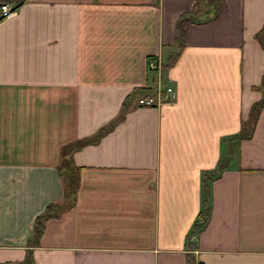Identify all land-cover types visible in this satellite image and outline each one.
I'll list each match as a JSON object with an SVG mask.
<instances>
[{
    "label": "crops",
    "instance_id": "obj_1",
    "mask_svg": "<svg viewBox=\"0 0 264 264\" xmlns=\"http://www.w3.org/2000/svg\"><path fill=\"white\" fill-rule=\"evenodd\" d=\"M1 3L0 264H264V0Z\"/></svg>",
    "mask_w": 264,
    "mask_h": 264
},
{
    "label": "trees",
    "instance_id": "obj_2",
    "mask_svg": "<svg viewBox=\"0 0 264 264\" xmlns=\"http://www.w3.org/2000/svg\"><path fill=\"white\" fill-rule=\"evenodd\" d=\"M209 19L210 18H201V16H199L197 14V12H191V13L183 16V18L180 20V22L178 24L177 42H178L179 46L181 47L183 45V43H185V32H186V27H187L188 24H190L192 22H194V23L203 22V21H207ZM178 52H175L174 54L171 55L170 58L167 59V63L165 64V69L174 62V60L176 59V57L178 55ZM154 90H155V88L150 87V88L143 89L141 91V93L142 94H147V93L154 92ZM125 109H126V106H125ZM125 109H123V111H125ZM220 167H221L220 169L223 168V163H221ZM206 175H207V177H205V180H204L205 181V189H204V204H205V207L203 208L201 214L199 215V218H198L197 222L195 223V225L193 227V230H192L193 234L203 231L205 229V226H206L207 221H208L209 204H210V202H209L210 201V188H209V185H208V182H209L208 176H209V174L207 173ZM71 186H73L72 183H71ZM41 218H42V216H41ZM31 263H32V259L27 258L25 262L18 263V264H31ZM189 264H193V261H192L191 258L189 259Z\"/></svg>",
    "mask_w": 264,
    "mask_h": 264
},
{
    "label": "built area",
    "instance_id": "obj_3",
    "mask_svg": "<svg viewBox=\"0 0 264 264\" xmlns=\"http://www.w3.org/2000/svg\"><path fill=\"white\" fill-rule=\"evenodd\" d=\"M14 14L11 6L8 3L0 4V18L7 19ZM149 70L156 73L159 78V83L156 90L152 93L142 94L138 98L140 106H160L164 103L173 101L176 92L173 87L163 83V63L159 58H151L149 60Z\"/></svg>",
    "mask_w": 264,
    "mask_h": 264
}]
</instances>
